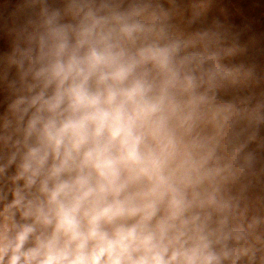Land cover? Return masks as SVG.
<instances>
[{
	"label": "clouds",
	"instance_id": "9594fccd",
	"mask_svg": "<svg viewBox=\"0 0 264 264\" xmlns=\"http://www.w3.org/2000/svg\"><path fill=\"white\" fill-rule=\"evenodd\" d=\"M0 264H264V0H0Z\"/></svg>",
	"mask_w": 264,
	"mask_h": 264
}]
</instances>
